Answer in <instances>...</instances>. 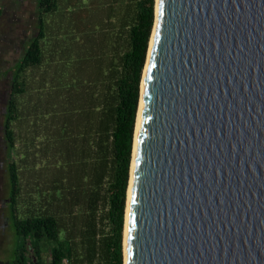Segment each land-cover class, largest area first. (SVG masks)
Listing matches in <instances>:
<instances>
[{
    "label": "water",
    "instance_id": "obj_1",
    "mask_svg": "<svg viewBox=\"0 0 264 264\" xmlns=\"http://www.w3.org/2000/svg\"><path fill=\"white\" fill-rule=\"evenodd\" d=\"M152 35L124 264H264V0H159Z\"/></svg>",
    "mask_w": 264,
    "mask_h": 264
},
{
    "label": "trees",
    "instance_id": "obj_2",
    "mask_svg": "<svg viewBox=\"0 0 264 264\" xmlns=\"http://www.w3.org/2000/svg\"><path fill=\"white\" fill-rule=\"evenodd\" d=\"M87 2L74 7L88 20L70 22L55 87L26 136L17 132L29 117L18 95L29 90L28 69L44 62V14L57 11L58 0L37 1L36 31L14 64L0 205L16 238L8 264H124L134 132L156 0ZM2 10L0 3V17ZM98 13L102 21L92 24L89 14L92 20Z\"/></svg>",
    "mask_w": 264,
    "mask_h": 264
},
{
    "label": "rangeland",
    "instance_id": "obj_3",
    "mask_svg": "<svg viewBox=\"0 0 264 264\" xmlns=\"http://www.w3.org/2000/svg\"><path fill=\"white\" fill-rule=\"evenodd\" d=\"M37 1L38 0H0L3 7L0 17V205L5 204L6 198V157L7 146L3 133V122L5 118V110L9 98V90L11 78L13 75L14 64L21 57L26 43L32 38L36 31L37 22ZM79 1V3H78ZM88 0H58V10L44 14L46 22L47 37L42 40V49L44 62L40 66L31 67L27 71L29 90L24 94H19V101L23 106L30 107L25 112L22 128H17V132H22L24 136L30 132L31 119H34L35 112L41 101H48L50 92L53 91L56 84L57 67L62 52V44L67 41L65 34L71 21L81 20L82 22L88 18L82 16L79 19V13L74 11L77 5H84ZM87 5V4H85ZM84 5V6H85ZM91 23L102 21V14L98 13L91 20L92 15L89 14ZM70 34V33H69ZM68 34V36H69ZM87 36V35H86ZM89 36V35H88ZM87 36V37H88ZM69 43V42H68ZM64 44V45H65ZM53 95L50 96V99ZM35 106V107H34ZM25 116V117H26ZM28 119V120H26ZM18 147L22 146V142H18ZM33 174V171H32ZM35 183V180H30ZM34 186L27 187V190H33ZM27 199L29 193H24ZM31 197H33L31 195ZM4 202V203H3ZM126 217V216H125ZM16 238L12 234L10 224L4 215H0V264H8L13 256Z\"/></svg>",
    "mask_w": 264,
    "mask_h": 264
},
{
    "label": "bare ground",
    "instance_id": "obj_4",
    "mask_svg": "<svg viewBox=\"0 0 264 264\" xmlns=\"http://www.w3.org/2000/svg\"><path fill=\"white\" fill-rule=\"evenodd\" d=\"M158 2L159 0H156V17L158 13ZM154 34V32H153ZM153 41V35L151 37V42L150 45L152 44ZM144 98H143V81L141 85V96L139 100V108L137 112V120H136V129H135V136H134V147H133V159H132V166H131V173H130V182H129V189H128V203H127V209H126V217H125V235L127 233V226H128V213H129V200L131 196V184H132V176H133V170H134V159H135V153H136V145H137V131H138V126H139V121H140V116H141V110L143 106Z\"/></svg>",
    "mask_w": 264,
    "mask_h": 264
}]
</instances>
